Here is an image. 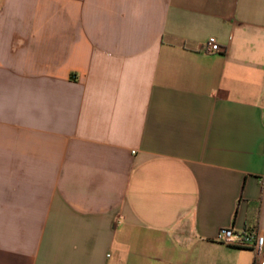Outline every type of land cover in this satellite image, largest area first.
<instances>
[{
    "label": "crops",
    "instance_id": "0c3cea01",
    "mask_svg": "<svg viewBox=\"0 0 264 264\" xmlns=\"http://www.w3.org/2000/svg\"><path fill=\"white\" fill-rule=\"evenodd\" d=\"M222 229L264 234V0H0V264H254Z\"/></svg>",
    "mask_w": 264,
    "mask_h": 264
},
{
    "label": "built area",
    "instance_id": "2783aa9c",
    "mask_svg": "<svg viewBox=\"0 0 264 264\" xmlns=\"http://www.w3.org/2000/svg\"><path fill=\"white\" fill-rule=\"evenodd\" d=\"M204 49L209 55L223 54L226 51L215 37L208 39ZM219 242L226 246L247 249L254 254V264H264V234L261 232L236 234L232 229H222Z\"/></svg>",
    "mask_w": 264,
    "mask_h": 264
}]
</instances>
